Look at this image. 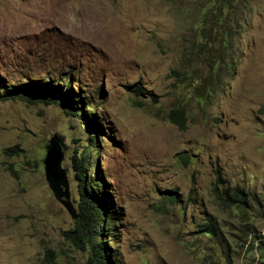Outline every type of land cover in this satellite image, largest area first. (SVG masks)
Returning a JSON list of instances; mask_svg holds the SVG:
<instances>
[{
    "label": "rangeland",
    "instance_id": "obj_1",
    "mask_svg": "<svg viewBox=\"0 0 264 264\" xmlns=\"http://www.w3.org/2000/svg\"><path fill=\"white\" fill-rule=\"evenodd\" d=\"M223 23L228 66L213 79L203 59L220 51ZM63 73L95 104L91 155L121 264H264V0H0L4 83ZM135 82L152 96H134ZM66 111L0 99V264H43L47 249L54 264L86 260L68 236L70 156L91 130ZM217 173L247 206L214 198ZM207 219L216 235L198 231Z\"/></svg>",
    "mask_w": 264,
    "mask_h": 264
},
{
    "label": "trees",
    "instance_id": "obj_2",
    "mask_svg": "<svg viewBox=\"0 0 264 264\" xmlns=\"http://www.w3.org/2000/svg\"><path fill=\"white\" fill-rule=\"evenodd\" d=\"M234 25L238 23L234 20ZM233 32L225 23L214 33H220L219 41L220 51L216 58L208 55L203 61L207 65L211 75L209 78L218 79L219 73L226 72L228 60L223 57H228L227 48L230 47L228 36ZM207 33H211L209 30ZM219 35V34H217ZM216 35V36H217ZM224 36L226 41H224ZM134 96H142L144 93L152 96V93L135 82L127 86ZM202 88L204 82L202 80ZM78 90V85H75ZM0 99L1 100H20L25 103H41L43 105L62 103L72 116H79L85 126L90 128L91 135L87 136L86 145L80 147L78 154L73 153L70 156L71 167L74 177L77 180V201L73 218V226L68 230L69 238L72 243L86 251V260L84 264H121V259L117 251L110 244V237L113 236V229L116 220V211L112 206V201L109 197L105 184L102 178L99 177L98 168L92 160V151L94 154L97 151L99 137V123L96 121L95 104L86 103L84 97L78 92L75 93L70 87V78L68 73L60 74L57 79H52L49 76L43 78H25V80L17 81L14 84H5L0 77ZM209 89L206 88V93ZM171 117V114H170ZM178 127L183 126L184 116L179 119L173 118ZM101 130V129H100ZM13 148H5L3 152H7ZM183 153V152H182ZM181 153V154H182ZM91 168V172L89 169ZM216 181L220 183L212 186V193L216 200L234 204L248 205V194L243 188L234 186H223L224 180L220 175L216 174ZM175 194V191H173ZM168 199L173 200V196H168ZM180 200V199H179ZM198 231L211 233L216 235V225L210 219H207L203 224L198 225ZM43 264H54L52 253L49 249L45 251Z\"/></svg>",
    "mask_w": 264,
    "mask_h": 264
},
{
    "label": "water",
    "instance_id": "obj_3",
    "mask_svg": "<svg viewBox=\"0 0 264 264\" xmlns=\"http://www.w3.org/2000/svg\"><path fill=\"white\" fill-rule=\"evenodd\" d=\"M60 159V153L58 149L51 145L46 151L45 158H44V171L47 176H54L56 163Z\"/></svg>",
    "mask_w": 264,
    "mask_h": 264
}]
</instances>
